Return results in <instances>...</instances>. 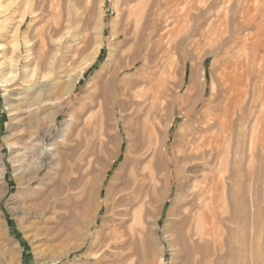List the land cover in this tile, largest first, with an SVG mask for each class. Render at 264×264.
I'll list each match as a JSON object with an SVG mask.
<instances>
[{
    "label": "rangeland",
    "instance_id": "obj_1",
    "mask_svg": "<svg viewBox=\"0 0 264 264\" xmlns=\"http://www.w3.org/2000/svg\"><path fill=\"white\" fill-rule=\"evenodd\" d=\"M37 2L0 0V78L11 59L20 73L0 85V264H264V145L256 141L264 128V0H181L177 16L162 23L158 52L151 45L139 72L142 62L125 67L129 57L144 56L145 44L139 51L132 46L135 3L45 0L40 15ZM30 7L37 16L27 14ZM15 35L20 45L13 52ZM193 72L197 85L188 97ZM133 81L140 83L131 89ZM148 81H170L177 100L193 108L189 118L171 105L161 114L173 123L167 152L158 159L160 174L166 165L192 174L179 159L183 134L201 111L221 102L225 86L243 103L233 110L231 131H216L220 154L209 174L218 204L209 224L219 230L202 239L195 223L176 224L177 178L162 209L153 212L158 203L146 210L149 191L136 190L125 168L126 147H149ZM157 133L163 136V129ZM27 143L36 147L24 150ZM150 155L138 172L147 171ZM57 198L62 206L55 210H28Z\"/></svg>",
    "mask_w": 264,
    "mask_h": 264
},
{
    "label": "bare ground",
    "instance_id": "obj_2",
    "mask_svg": "<svg viewBox=\"0 0 264 264\" xmlns=\"http://www.w3.org/2000/svg\"><path fill=\"white\" fill-rule=\"evenodd\" d=\"M125 1H126L127 4L128 3H135L136 4L134 6V8L132 10H130L131 11V14L134 15V22H135V31H134V33L132 35L133 38H131V40H133L132 41V46H133L134 49H136V50L139 51V50L142 49L143 44H145V47H144V56H138V55H136V56L129 57L128 58V61L125 63V67H135L140 62H142V66H143L142 69H138L137 70V72H139L140 70H144L146 68L147 58L145 56L149 52V49L151 48V45L154 44L155 47H156L155 50H156V52H158L160 43L162 41V36L164 37V35H162L160 33L161 28H162V23L164 21H167L168 18H175V16H177V9L176 8L180 4L181 0H125ZM185 1L187 3H190V2H192L194 0H185ZM247 1H249V0H247ZM44 3H45V0H38V2L36 4V7L39 10V14L40 15L43 14V11H44ZM263 6H261V7L263 8ZM50 7H52V6L50 5ZM87 7H89V5ZM34 9H35L34 7L33 8L30 7L29 8V13H27V14L34 15L36 13ZM90 9H92V8H90ZM260 10H263V9H260ZM56 12H57V10H56ZM260 14L261 13H259V15ZM37 15L38 14L34 15L33 17H35ZM178 15H180V14H178ZM257 15H258V13H257ZM25 16L23 17V21L25 20ZM251 16H253V15H251ZM260 19H263V18H260ZM232 21H234V20H232ZM61 22H59L58 24H60ZM176 23H177V21H176ZM261 23H262V21H261ZM261 23H259V24H261ZM58 24H56L57 26L55 25L57 28H58ZM210 24H212V23H210ZM180 25H181V22H180ZM244 25L242 24V26H244ZM174 26H175V24H174ZM250 26H251V24H250ZM176 28H177V26H176ZM59 29H60V27H59ZM261 29H263V28H261ZM56 31H58V30H56ZM126 31L127 30H124V32H126ZM173 32H174V29H173ZM41 33H43V32H41ZM66 33H68V32H66ZM114 33H115V31H113L112 35H114ZM58 34H59V32H58ZM164 34H166V33H164ZM17 37H18V35H15L13 37V39H12L13 52H15L17 49H19L20 42L17 39ZM258 37H260V39H261V36H258ZM239 39H237V40H239ZM152 40H154V41L152 42ZM215 40H217V39H215ZM256 40H257V38H256ZM127 41H130V39L127 38V37H125L124 38V42H127ZM261 41H262V39H261ZM118 42H120V41H118ZM28 43L29 42H26V44H28ZM43 43L45 44V41ZM215 44H216V41H215ZM217 44H219V43H217ZM249 44H250V42H249ZM238 46H236V47L238 48ZM232 50H234V49H232ZM160 59H158V60H160ZM16 60H14V59H11L10 60V68H9L7 74H6V77L5 78L4 77H1L0 78V83H1L0 85L2 87H4V84L7 81H14L16 78H18V75L20 73L18 71V62ZM172 64H173V62H172ZM84 66H85V64H84ZM170 66H173V65H170ZM157 69H156V71H158ZM234 70H235V68H234ZM115 72L116 71H114V73ZM165 75L166 74L162 75V77L163 76L165 77ZM231 75H232V73H231ZM28 76L29 77H33V73L31 72V75H28ZM153 76H154V74H153ZM135 78H137V77H135ZM192 79H193V81H190V85H189V87L187 89V96L188 97L190 96L191 90L193 89V87L195 85H197V81H195L196 80V73L195 72H193V78ZM156 81H158V80H156ZM170 81H171V76H170ZM170 81H162V82L160 81L159 84H155L154 81H148V83L150 84L149 85L150 86V89L153 92V96H152L153 99L151 100V111H152L151 114H152V119H151V123H149V126H148L150 132L147 134L148 135L147 141L149 140L148 141L149 142L148 143L149 144L148 145L149 147L146 150H142V149L139 148L138 145H136V147H133V146L129 145L128 147L125 148V151L126 152H125V157H124V161L123 162H124L125 168L128 170V176L132 180V182H133L132 184L135 186L136 190H138L141 186H144V187H147V189L149 191V195L148 196H145L143 198V200H142L143 201L142 205H144V207L146 206V210L148 208H150V205H151V202L152 201H156L158 203V207H156L153 212H158L160 209H162L161 207H162V205H164L163 204L164 201L169 196V191L170 190H169V186L168 185L171 184L172 177H175V180L177 178L178 181H177V183L175 185V190L178 193V196H179L180 200L177 199L174 202V204H176V206H177V211H178V217L176 219V224L182 225V224H187L189 222V226L191 227L195 223V228L197 229V235L199 236L200 239H202L205 236L212 235V233L215 232V229H216L214 223H213L212 226H210V224H209V222L212 221L213 219H215V217H216V214H217V204H218V203H216V197L217 196H216V188L214 186L215 183L213 182L212 175L209 174L210 173V170L212 168L211 165H212L213 160L215 158H217L219 156V154H220L219 134L216 131H218L219 129L222 132L231 131V128H232V126H233V124L235 122L234 119H233V117L235 115V113L233 112V110H234L235 106L237 105L235 99H237L238 96L235 98L234 97L235 94L232 93V91L229 88V86H225L224 88H225V90H227L226 91L227 94L223 93L221 95V102L219 104H217L216 106H211V107H208L205 110L201 111V113L199 115V118H196V122H194L193 126H191V128L189 130H187L186 132H184V134H183L184 141H183L182 149L179 151V154H180V158L179 159H180V161H183L185 165H187L186 166L187 169L188 168L189 169H193L192 174H185V167H184V170H183L184 173H181L182 171L179 172L177 170H175V171L174 170H170V167L167 166V165H166V167L163 168V173L160 174L158 172V170H159L158 169L159 168L158 159L162 157V155H163L164 152L165 153L167 152V149H166L165 145H166V142L168 140L169 128H170V126L173 123V118L168 119V114H165V117L166 118L163 121V119H161V114L164 111L167 110L168 105H171L172 108L177 107L178 116L180 118H182V117L189 118L190 113L193 110V108H188L187 109L185 106H183V104H185L184 99H183V101L180 100V99L177 100L176 95H175L176 94L175 93L176 87L171 86L170 85L171 84ZM139 83H140L139 81H133L131 83V85H130L131 89L138 87ZM125 86H126V84H125ZM113 99H116V98L113 97ZM138 104L139 103H136V106H139ZM176 104H177V106H176ZM239 104L241 105L243 103L238 102V105ZM254 108H255V106H254ZM139 113H141V112H139ZM241 119L244 120V117L241 118ZM158 128H162L163 129V136H160L161 134H158L157 133V129ZM185 128H187V127H185ZM256 133H258V132H256ZM124 136L127 137L128 139L131 138V135L129 133H127V132H125ZM61 137H63V134H62ZM119 137H120V140L123 138V136H121L120 134H119ZM160 138H161V140H160ZM256 141L260 144V147L262 148V146L264 145V128L261 130V132L258 135V137L256 135ZM101 144H102L101 145L102 148H101V151L100 152L102 154H104V155H107V152L108 151H107V148H105V146L107 145V143H106V145L104 143H101ZM253 146H254V144H253ZM33 147H36V146L31 145V143H27L26 146L23 147V149L24 150H29V149H32ZM117 150H118L117 151V154L111 152L112 153V155H111L112 161L111 162L115 161V159L119 156V154H120L119 151L121 149L119 150V147H118ZM149 153L151 154L150 156H151L152 161L149 162V166H148L147 171L145 170V171H142V172H138V167L146 159L145 157ZM122 156H121V158H122ZM129 163L132 164V166L130 168H128L129 167L128 166ZM194 169H196V170H194ZM89 178H86V180L89 179ZM131 180H130V182H131ZM147 181L149 182V184H147ZM183 181H186V183H188V184L185 185V188H182ZM73 183H74V181H73ZM141 188H143V187H141ZM146 197H148V198H146ZM35 201H36V199L31 200V202H33V203H35ZM33 206H30L28 208V210H30L31 213L32 212H36V211H41L42 212V211H44L47 208V206H49L53 210H55L59 206H62V199H60V198L50 199V202H46V203L44 202V200H42V201H38V203L37 204H34ZM127 211H129V210H127ZM139 220H140V216H139ZM115 229H117V228H115ZM216 230H219V228H217ZM115 232L118 233L117 231H115ZM112 233H114V232L112 231ZM188 235H190L189 230H188ZM216 236H220V235H216ZM110 240H112V238ZM141 240L144 242V237L143 236L141 237ZM97 258H99V257H97Z\"/></svg>",
    "mask_w": 264,
    "mask_h": 264
}]
</instances>
